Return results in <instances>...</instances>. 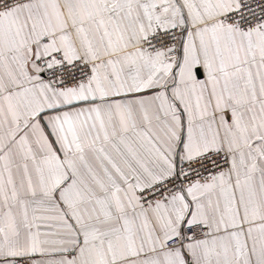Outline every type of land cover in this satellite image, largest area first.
<instances>
[{
    "label": "snow or ice",
    "instance_id": "1",
    "mask_svg": "<svg viewBox=\"0 0 264 264\" xmlns=\"http://www.w3.org/2000/svg\"><path fill=\"white\" fill-rule=\"evenodd\" d=\"M0 264H264V0H0Z\"/></svg>",
    "mask_w": 264,
    "mask_h": 264
}]
</instances>
